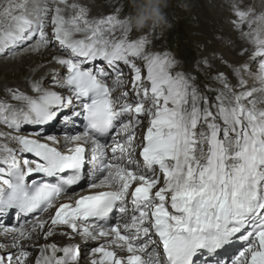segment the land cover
<instances>
[{"label": "snow or ice", "instance_id": "snow-or-ice-1", "mask_svg": "<svg viewBox=\"0 0 264 264\" xmlns=\"http://www.w3.org/2000/svg\"><path fill=\"white\" fill-rule=\"evenodd\" d=\"M233 14L253 63L237 66L235 84L219 74L222 88L201 91L172 71L171 52L150 50L144 35L130 39L118 14L90 18L69 0L29 11L27 0H10L0 55L51 44L65 71L52 70L63 92L35 80V95L9 89L17 105L0 101V264H81L88 256L77 237L98 242L90 264H264V109L254 97L264 93V12ZM67 108L61 120L82 127L63 142L22 131ZM82 182L86 194L74 189ZM12 210L10 226L3 217ZM57 235L68 243L50 240Z\"/></svg>", "mask_w": 264, "mask_h": 264}, {"label": "rangeland", "instance_id": "rangeland-1", "mask_svg": "<svg viewBox=\"0 0 264 264\" xmlns=\"http://www.w3.org/2000/svg\"><path fill=\"white\" fill-rule=\"evenodd\" d=\"M70 1L71 3L75 2V0H70ZM175 1H176V4H173L174 0L172 2L171 0H168V7L165 9V12L167 13V17L169 16V10H168L169 6L172 7L170 8L172 12H174L175 10L178 11V15L173 14L172 16H170V19L175 18L177 20H183V22L179 24V27H181L182 28L181 30L187 33V36L190 41L192 38L193 48H195V53L199 57H203V56L205 57L204 59L206 60L205 63L202 62L200 64L206 71L208 70L211 73V75L218 74V72L222 71L223 68L226 67V63H224L226 60L231 62V60L225 58L223 54L225 46L227 44H230V40H227L226 44H224L225 42L222 43V40L221 41L219 40L221 39V36L224 34L223 32H225V28H222V27L224 25L228 27V24L226 23V20L223 17V12L219 13V11L215 10L217 8H220V5L218 7L216 6V8L212 7L213 0H209L208 4H205L206 0H187V3H180L178 0H175ZM106 2L111 4V8L108 12L111 13L113 10V12H117L116 14H119L121 17H124V18H127V16L134 11L133 0H103V2L101 3H94L96 10L101 11L103 8V4H105ZM88 9L91 12V8H88ZM215 13H219L222 16L221 21H217L218 19L214 17ZM95 16H99V15H95ZM101 16H104V15H101ZM89 17L94 18L90 13H89ZM218 22H223L222 24L223 26L217 25ZM167 29L168 27L164 29L152 30L153 37H155V40L152 44L153 45L152 48H149L150 50L157 49L158 51L159 49V51H165V49H168L169 47V43H168L169 38H172L174 41H176L177 38H180L179 33H174L172 31L169 35V38L167 39V35H168ZM132 31L134 35L135 34L139 35L140 33L147 31V29H145L142 32H137L136 30H132ZM232 37L233 36H231V39ZM220 47H223V48L221 49ZM218 52L220 53V56L216 60L211 61L208 58L209 55H214ZM7 58L8 57L2 58L0 60H4ZM229 64H230L229 65L230 68L234 66L232 63H229ZM5 74H6L5 72H3V74L2 73L0 74V80L4 79ZM11 82H13V80H11ZM5 90L7 91L8 88L4 87L1 90L0 99L9 98L7 97V92H5ZM92 246L93 245L91 243H86V245L82 247L81 249L82 254L87 255V248L92 247ZM32 251H33V256H34L35 249H33ZM33 256L30 257V259H33ZM82 260L84 259L82 258Z\"/></svg>", "mask_w": 264, "mask_h": 264}, {"label": "bare ground", "instance_id": "bare-ground-1", "mask_svg": "<svg viewBox=\"0 0 264 264\" xmlns=\"http://www.w3.org/2000/svg\"><path fill=\"white\" fill-rule=\"evenodd\" d=\"M209 1V0H208ZM218 1V0H216ZM221 1V0H219ZM10 0H0V11H3V8L8 5ZM11 2L14 3V0H11ZM75 2L86 6L87 8H91V14L93 16L95 15H104L105 13H108V11L111 8V4L106 2L103 4V8L101 11L96 10L94 3H101L103 0H75ZM119 2V1H118ZM223 5H227L233 0H222ZM69 3L71 1L69 0ZM234 3V2H233ZM241 10H247L251 8L255 13L264 12V0H248L247 2L239 3L237 5ZM221 8V6H220ZM212 10V9H210ZM212 16V15H211ZM222 17V16H221ZM95 18V17H94ZM236 18V17H235ZM215 22V21H214ZM218 25V24H217ZM233 29L229 28L226 29L225 33L223 34V38L220 39H226L230 35ZM214 31V30H213ZM212 32V31H211ZM232 40V39H231ZM242 39L238 38L237 40H234V45L231 48H225L223 51V54L225 58L232 60L234 63H242L244 61V58L241 56H238L236 54L237 50L238 52L241 50V48H244L242 45L243 42ZM221 49L223 47H220ZM216 50V48H215ZM219 50V49H218ZM251 50V47H250ZM175 55H178V52H175ZM178 58L183 62L184 69L191 70L192 64L189 61L190 55L187 52H183L179 54ZM54 53L50 51L48 48L42 49L40 52H34L30 48H24L21 52L18 54L8 57L7 59L0 60V74L5 72L4 79L0 80V92L4 87H7L8 89H24L26 85H30L31 81L41 80L44 78V76L54 69L55 65L53 62ZM13 80V82H11ZM43 85V83H42ZM2 87V88H1ZM30 89V87L28 88ZM25 90V89H24ZM6 91V90H5ZM86 193V191H84ZM69 202L67 198L61 201V203H67ZM6 237L0 236V241L6 240ZM50 240L57 241L61 244L68 243L67 239L63 236H55L53 238H50ZM40 244L45 243L43 239H40ZM91 243L93 246H96V243L98 242H88ZM81 249L86 245L84 242H80ZM90 248V247H89ZM87 248V260H82L81 264H90V253H88ZM38 254V252L35 250V254L33 258Z\"/></svg>", "mask_w": 264, "mask_h": 264}, {"label": "clouds", "instance_id": "clouds-1", "mask_svg": "<svg viewBox=\"0 0 264 264\" xmlns=\"http://www.w3.org/2000/svg\"><path fill=\"white\" fill-rule=\"evenodd\" d=\"M133 6L134 11L123 21L122 31L142 32L171 27L165 12L168 0H133Z\"/></svg>", "mask_w": 264, "mask_h": 264}]
</instances>
